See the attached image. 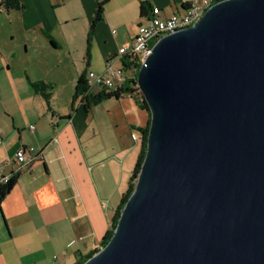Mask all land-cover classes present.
Listing matches in <instances>:
<instances>
[{"label":"water","instance_id":"95a60500","mask_svg":"<svg viewBox=\"0 0 264 264\" xmlns=\"http://www.w3.org/2000/svg\"><path fill=\"white\" fill-rule=\"evenodd\" d=\"M137 85L145 157L82 264H264V0H216L159 38Z\"/></svg>","mask_w":264,"mask_h":264},{"label":"crops","instance_id":"0c3cea01","mask_svg":"<svg viewBox=\"0 0 264 264\" xmlns=\"http://www.w3.org/2000/svg\"><path fill=\"white\" fill-rule=\"evenodd\" d=\"M191 1L24 0L22 10L0 11V167L17 175L0 209V264H75L101 248L150 115L127 88L85 109L74 98L77 80L84 71L104 72L112 59L123 64L115 60L119 48L134 42L153 7L164 17L180 15ZM128 73L125 87L136 74ZM35 81L53 86L50 100ZM21 148L38 158L15 172Z\"/></svg>","mask_w":264,"mask_h":264},{"label":"built area","instance_id":"2783aa9c","mask_svg":"<svg viewBox=\"0 0 264 264\" xmlns=\"http://www.w3.org/2000/svg\"><path fill=\"white\" fill-rule=\"evenodd\" d=\"M214 0H192L183 14H173L170 16H162L161 8L154 7L152 15L145 23L139 26L138 34L133 43L122 45L118 50V55L115 60H123L125 56L131 57L135 63H142L152 52V47L155 42L164 35L186 28L197 22L207 9L214 3ZM130 70L135 69V66H130ZM127 77V71L123 64H116L112 60L108 61L105 71L96 73L89 71L87 78L89 83L88 92L101 90H113L121 87ZM36 129L35 124L30 125V130L33 132ZM15 172L29 171L37 156L26 154L24 148L16 152ZM12 177V174L4 173L0 167V185L7 183Z\"/></svg>","mask_w":264,"mask_h":264},{"label":"trees","instance_id":"16d2710c","mask_svg":"<svg viewBox=\"0 0 264 264\" xmlns=\"http://www.w3.org/2000/svg\"><path fill=\"white\" fill-rule=\"evenodd\" d=\"M188 4H187V6H188ZM24 8H25L24 0H0V9L5 11V12H10V11H15V10L19 11V10H22ZM142 10L145 11L144 5H142ZM153 10H154V7L152 8V12H153ZM103 13H104L103 3H100L97 15H96L95 19L93 20V22L90 26V31L88 34V49H87L88 50L87 51V58L88 59L90 56L89 46L91 43V39L93 37L97 22L103 18ZM87 62L89 64V61H87ZM141 64L142 63H138V64L135 63V61L132 60L131 57H129V56L124 57L123 65H124L126 71L132 65V66H135V69H133V72L136 73L135 77L131 78L128 81V87H125V85L123 84L121 87L114 89V90H108L107 91V90L103 89L100 92L95 93V94L89 93L88 92V88H89L88 78H87L86 72L84 71L79 76V78L77 80L76 89H75L74 98L76 99V98L81 97V99L84 102L85 109H90V107L92 105L97 104L98 102H100L106 98H110V97H114V96L119 97L121 95V93L123 91H125V88H127L126 90L128 92H136L137 94H139V96L141 97V100H142L143 108H145L150 115L149 123L147 124V126L142 127L140 129V131L142 133V146H141V150H140L138 160L136 162V165L134 167V170H133V173L131 176L130 185H129L128 189L123 194L121 204L119 205V207L115 213L111 228L107 231L105 237L102 240L101 248L106 245V243L109 241V239L113 235L114 229H115L116 224L118 222V219L120 217L121 211H122L125 203L127 202L128 198L130 197L131 193L133 192V190L135 188L136 179H137V176L140 172V169H141L144 157H145L146 149H147V137H148L149 127H150L151 112L148 108V105L144 99L142 92L140 91V89L137 85V76H138L137 72L140 69ZM126 79H127V77H126ZM32 86L37 92H40L47 100H50V97L52 94V89H53L52 85L45 83L44 81H35V82H32ZM16 180H17V175L15 173H12L11 179L7 183H3L0 185V209L2 208L3 200L5 199L6 195L10 192V190L12 189L14 184L16 183ZM101 248H96V249L92 250L91 252L87 253L80 260H78L75 264L84 263L88 258H90L93 254L98 252Z\"/></svg>","mask_w":264,"mask_h":264},{"label":"rangeland","instance_id":"374dc122","mask_svg":"<svg viewBox=\"0 0 264 264\" xmlns=\"http://www.w3.org/2000/svg\"><path fill=\"white\" fill-rule=\"evenodd\" d=\"M0 11H3V10L0 9ZM4 12H5V11H4ZM80 23H82V20H81V19H80L79 22H77L76 25H79ZM78 59H80V62H81V61L84 62V65H85V56H81V57H79ZM127 72H128V70H127ZM138 72H139V70H138ZM138 72H137V73H138ZM129 75H130V74L128 73L127 77H128Z\"/></svg>","mask_w":264,"mask_h":264}]
</instances>
